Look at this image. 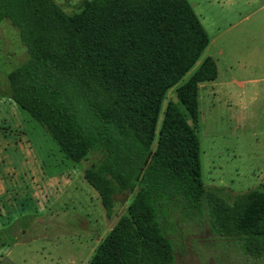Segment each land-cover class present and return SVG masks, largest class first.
<instances>
[{
    "label": "trees",
    "instance_id": "1",
    "mask_svg": "<svg viewBox=\"0 0 264 264\" xmlns=\"http://www.w3.org/2000/svg\"><path fill=\"white\" fill-rule=\"evenodd\" d=\"M0 0L26 54L6 74L10 99L83 179L106 217L126 206L87 264H177L166 225L172 206L206 212L209 230L253 259L264 254V181L230 202L200 177L199 141L175 104L161 102L208 36L187 0ZM205 57L175 94L197 121V88L216 77ZM154 141V146L152 143Z\"/></svg>",
    "mask_w": 264,
    "mask_h": 264
},
{
    "label": "rangeland",
    "instance_id": "2",
    "mask_svg": "<svg viewBox=\"0 0 264 264\" xmlns=\"http://www.w3.org/2000/svg\"><path fill=\"white\" fill-rule=\"evenodd\" d=\"M54 1L69 14L79 0ZM187 1L210 41L194 65L167 89L157 125L166 102H173L197 135L203 184L230 202L236 194L256 189L264 181V0ZM25 54L16 29L3 20L0 182L8 178L15 182L18 193H26V209L34 210L36 199L29 197L32 194L45 195L49 201L59 195L50 205L51 210L61 214L57 229L83 240L78 255L82 260L91 247H96L94 233L98 239L103 238L123 212L127 196L117 194L113 212L106 217L97 193L82 177L87 163L65 158L42 126L10 99L6 74L24 60ZM207 56L215 62L218 85L215 94L209 95L206 89L197 88V121L193 122L175 88ZM166 220L164 228L172 241L177 264H264V254L258 259L248 257L232 238L212 233L204 211L199 214L174 205ZM52 222H47V226L35 225L30 234L46 227L47 237L53 241L34 240L32 244L56 245L52 255L66 256L69 243L61 234L50 231Z\"/></svg>",
    "mask_w": 264,
    "mask_h": 264
},
{
    "label": "crops",
    "instance_id": "3",
    "mask_svg": "<svg viewBox=\"0 0 264 264\" xmlns=\"http://www.w3.org/2000/svg\"><path fill=\"white\" fill-rule=\"evenodd\" d=\"M209 41L208 39V43ZM217 77L216 73L214 80L202 82L198 87L206 89V93L209 95L216 90L218 85ZM14 183L8 178L0 182L2 185H0V264H87L95 247H91L81 260L78 255L80 248L83 247L81 243L83 240L81 238L74 239L73 236H68L67 232L57 229L58 219L61 214L58 210H51L50 205L56 202L59 195L49 201L45 195L35 196L32 194L29 197L33 196L36 199L34 210L26 209L24 207L27 197L24 194L26 193H22V191L18 193L19 191ZM47 222H52L51 225L54 226H51L53 230L50 231H54L55 234L59 233L67 239L69 247L67 248L66 256H59L57 253L52 255L54 249L57 248L53 244L33 246L32 242L34 240L50 239L49 241H53V238L47 237L49 229H46V227H40L39 232L30 234L31 229H34L35 225L43 226ZM94 235L95 239L93 240L98 244L102 238L98 239L96 233ZM76 250L78 252H75Z\"/></svg>",
    "mask_w": 264,
    "mask_h": 264
}]
</instances>
